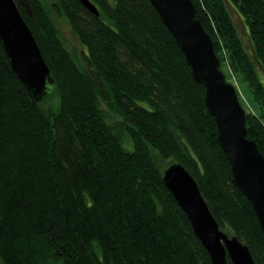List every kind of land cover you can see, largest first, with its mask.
<instances>
[{
  "label": "trees",
  "instance_id": "obj_1",
  "mask_svg": "<svg viewBox=\"0 0 264 264\" xmlns=\"http://www.w3.org/2000/svg\"><path fill=\"white\" fill-rule=\"evenodd\" d=\"M16 1L56 85L36 101L0 43L3 264H213L164 182L170 161L186 166L221 228L264 264V231L232 180L206 88L151 0H91L99 15L80 0H53L80 57L44 0ZM193 1L228 81L225 66L246 85L255 108L247 134L264 154V0Z\"/></svg>",
  "mask_w": 264,
  "mask_h": 264
},
{
  "label": "water",
  "instance_id": "obj_2",
  "mask_svg": "<svg viewBox=\"0 0 264 264\" xmlns=\"http://www.w3.org/2000/svg\"><path fill=\"white\" fill-rule=\"evenodd\" d=\"M96 15L91 0H80ZM191 66L194 78L206 88V104L218 125V139L231 164L233 182L252 202L264 231V154L248 137L246 109L237 87L221 69L212 36L196 16L193 0H151ZM0 43L36 101L45 100L56 79L16 0H0ZM164 182L186 212L192 228L210 253L213 264H257L249 246L223 230L211 211L198 181L186 166L170 161Z\"/></svg>",
  "mask_w": 264,
  "mask_h": 264
},
{
  "label": "rangeland",
  "instance_id": "obj_3",
  "mask_svg": "<svg viewBox=\"0 0 264 264\" xmlns=\"http://www.w3.org/2000/svg\"><path fill=\"white\" fill-rule=\"evenodd\" d=\"M48 6V9L50 10V13L64 39V42L66 44V46L73 52L76 54V56L80 57L84 47L81 43V41L79 40V38L77 37V35L74 33L71 24L69 23V21L60 16L53 8V0H44ZM22 3H24L22 1ZM25 7L27 8V10L29 12H32L30 9L29 4H26ZM234 17H235V21L239 27V31L246 43V45L248 46V48H250V41H249V37H248V32L247 29L244 25L243 20L241 19V17L238 15V13H236L234 10H232ZM251 50V48H250ZM224 69L226 70V72L229 75V80L231 82H233L236 87L237 90H239L241 98H242V102H243V106L247 111H251L254 110V103L252 102L249 94L247 93V88L246 85L241 84V82L238 80V78L225 66ZM46 105L48 106H56L57 103L59 102V97L58 95L55 93L53 94L48 100L45 101ZM0 264H3L1 258H0Z\"/></svg>",
  "mask_w": 264,
  "mask_h": 264
}]
</instances>
